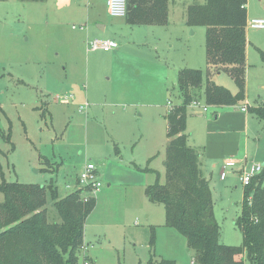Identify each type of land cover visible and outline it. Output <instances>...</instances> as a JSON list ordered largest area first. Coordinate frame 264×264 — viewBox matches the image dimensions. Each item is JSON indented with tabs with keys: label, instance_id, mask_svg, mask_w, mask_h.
Instances as JSON below:
<instances>
[{
	"label": "rangeland",
	"instance_id": "rangeland-1",
	"mask_svg": "<svg viewBox=\"0 0 264 264\" xmlns=\"http://www.w3.org/2000/svg\"><path fill=\"white\" fill-rule=\"evenodd\" d=\"M203 1L169 0L167 25L149 28L110 16L100 0L104 30L54 0L0 1V181H51L65 196L83 165L96 164L102 186L85 220L78 264H193L186 237L165 224L164 206L151 202L145 187L157 177L164 182V116L168 101H180L177 71L207 68L205 27L186 24L187 6ZM246 13L248 20L264 19V0H247ZM246 37L244 98L208 105L206 112L188 107L186 117L188 144L202 153L219 241L226 245L242 242L235 220L244 187L236 168L219 179L221 155L240 149L246 156L237 158L244 160L239 166L249 165L262 161L264 147L256 145L258 134L264 138L262 123L241 109L264 104V29L247 26ZM92 38L116 41L117 52L88 51ZM216 81L237 92L227 73ZM223 132L230 135L225 147ZM47 208L57 219L51 201Z\"/></svg>",
	"mask_w": 264,
	"mask_h": 264
},
{
	"label": "trees",
	"instance_id": "trees-1",
	"mask_svg": "<svg viewBox=\"0 0 264 264\" xmlns=\"http://www.w3.org/2000/svg\"><path fill=\"white\" fill-rule=\"evenodd\" d=\"M168 1L128 0V23L166 24ZM246 2L204 0L187 6L186 24L205 27L207 68L205 72L193 68L178 71L180 101L165 114L164 182L157 177L145 187L146 197L164 206L165 224L186 237L193 264H264V169L243 188L240 214L235 220L242 232L241 244L220 243L209 183L201 168L202 153L188 144L186 132L187 109L192 100L203 96L207 105L223 106L244 98ZM218 72L234 80L235 94L212 80ZM247 111L260 120L264 129V104ZM0 192V264H78L85 220L95 206V198L84 201L80 189L61 196L51 181L39 185L2 179ZM49 201L57 215L55 220L48 214Z\"/></svg>",
	"mask_w": 264,
	"mask_h": 264
},
{
	"label": "built area",
	"instance_id": "built-area-1",
	"mask_svg": "<svg viewBox=\"0 0 264 264\" xmlns=\"http://www.w3.org/2000/svg\"><path fill=\"white\" fill-rule=\"evenodd\" d=\"M106 6V12L112 17H125L127 14V3L128 0H104ZM247 26L264 29V19H247ZM77 26H73L76 28ZM80 29L86 28V26H78ZM118 47L116 41L108 38H92L87 40L86 49L88 51H110ZM200 99L192 100L188 107L195 112V108L199 107V112H206L208 110V105L204 102L203 105L200 104ZM169 106L171 107V102L168 101ZM169 107V108H170ZM242 111L248 110V104H245L241 107ZM244 160L237 158H226L222 162L221 171L219 173L220 179L226 177V169L234 168L242 164ZM264 169V163L253 162L249 165H243V167L237 173L238 179L243 187L247 186L252 177L260 173ZM102 183L99 179L98 170L94 162H88L83 165L80 172L78 173L75 179V188L73 191L80 189L82 190L81 195L84 201L89 200L90 198H95L96 193L101 188ZM68 187V185H67ZM84 246L82 247V249ZM83 264H88V261L84 260ZM243 264H247L244 262Z\"/></svg>",
	"mask_w": 264,
	"mask_h": 264
},
{
	"label": "crops",
	"instance_id": "crops-1",
	"mask_svg": "<svg viewBox=\"0 0 264 264\" xmlns=\"http://www.w3.org/2000/svg\"><path fill=\"white\" fill-rule=\"evenodd\" d=\"M100 0H54V4H55V6L58 8V9H60V10H63V9H67V10H71V9H75V8H77V9H75V12H76V14H77V18H79V19H81V20H84L86 23L87 22H89V21H91V22H96V26H97V28L98 29H100V30H104L105 29V25L104 24H100L99 22H98V20H99V17H100V10H99V5L97 4V2H99ZM104 1V0H103ZM103 5H105V2H103ZM74 7V8H73ZM105 8H106V6H105ZM168 13H169V2H168ZM125 18V21H126V23L127 24H129V25H138V24H130V23H128V21H127V16H125L124 17ZM167 23H168V16H167V22H166V24H164V25H167ZM139 25H141V26H143V25H145L146 27H157V26H159L158 24H139ZM73 27V26H72ZM87 28V27H86ZM76 29V28H75ZM89 30V28L87 29V31ZM86 31V32H87ZM88 33V32H87ZM118 48V47H117ZM117 48H115V49H117ZM115 49H113L114 50V52L113 53H116L117 52V50L115 51ZM180 70V69H179ZM178 70V71H179ZM178 71H177V73H178ZM220 73L221 72H218V73H216V74H214L213 76H212V80L216 83V84H218V82L216 81V76H218V75H220ZM219 85H221V84H219ZM70 98H72V97H70ZM200 99H201V97H199ZM202 98H203V96H202ZM82 106V105H81ZM81 106H80V108H81ZM249 107V106H248ZM217 117V115H214V118H216ZM164 118H165V116H164ZM166 121V120H165ZM262 129H263V127H262ZM246 130H247V121H246V119H245V127L243 128V135H245L244 137H245V140H244V146H246V144H248V141L249 140H246ZM264 130V129H263ZM238 133H240L241 134V132H238ZM256 134V133H255ZM254 134V135H255ZM258 134V133H257ZM223 136H224V143H223V146L225 147V146H227L228 144H227V140L225 139V137H227V136H230V135H227L226 136V132H223ZM233 136L235 137V136H237L236 135V131H234L233 132V134H232V136H231V138L232 139H234L233 138ZM258 136V138L256 139V145H257V148H258V150H260V146H261V141L264 143V138L262 137V136H260L259 134L257 135ZM220 138H222L221 137V135L219 136V138H218V140L220 139ZM223 139V138H222ZM166 142H167V137H166ZM246 148V147H245ZM262 150V155H260V160H262L261 161V163H264V147L261 149ZM240 149H238V150H236V151H234V152H224L221 156H222V159H221V161H220V166H219V172L221 171V167H222V162H223V160H224V158H227V157H224V156H228L229 158H241V157H244V156H246V154L245 153H243V155H240ZM224 157V158H223ZM246 161V160H245ZM97 163V162H96ZM246 163L247 162H245V164H243V165H246ZM243 165L242 166H236V167H234V168H236L235 170H236V172L238 173L239 172V170L243 167ZM232 169V168H231ZM219 179H220V177H219ZM226 179V177L224 178V179H220V180H225Z\"/></svg>",
	"mask_w": 264,
	"mask_h": 264
}]
</instances>
